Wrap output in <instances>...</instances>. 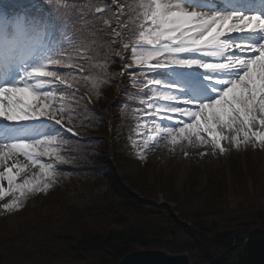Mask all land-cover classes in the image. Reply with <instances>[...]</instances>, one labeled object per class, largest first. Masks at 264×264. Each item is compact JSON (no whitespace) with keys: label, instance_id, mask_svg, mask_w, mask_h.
Instances as JSON below:
<instances>
[{"label":"snow or ice","instance_id":"snow-or-ice-1","mask_svg":"<svg viewBox=\"0 0 264 264\" xmlns=\"http://www.w3.org/2000/svg\"><path fill=\"white\" fill-rule=\"evenodd\" d=\"M73 7L0 0V201L12 197L4 212L57 182L56 165L71 162L64 122L88 103L85 92L117 75L115 57L141 106L142 139L129 137L139 159L155 147L185 157L264 149V0H87L76 17L85 27L70 35ZM21 157L38 171L26 174Z\"/></svg>","mask_w":264,"mask_h":264},{"label":"trees","instance_id":"trees-1","mask_svg":"<svg viewBox=\"0 0 264 264\" xmlns=\"http://www.w3.org/2000/svg\"><path fill=\"white\" fill-rule=\"evenodd\" d=\"M69 3L76 5L69 17L71 35L73 26L85 27L76 17L87 0ZM119 60L115 57L110 64V73L117 74L111 82L98 93L88 92L94 102L85 96L87 104L74 105L72 124L65 121L74 125L77 135L62 131L69 140L62 152L71 162L56 165L60 174L45 193L50 196H29L14 226L0 218V264H117L142 249L188 253L193 264H207L242 243L241 230L264 228V206L259 203L250 201L232 213L225 211L229 207L219 202L218 194L201 205L159 204L151 184L135 182L126 172L127 165H138L129 137L142 139L135 129L142 113L136 112L138 100L131 99L137 94L132 81L119 75ZM233 167L238 172L241 165ZM157 180L160 193L174 191L164 176ZM38 201H44L42 207ZM222 211L230 217L227 224L218 223ZM214 264H264V232L253 234L247 246L230 249Z\"/></svg>","mask_w":264,"mask_h":264},{"label":"rangeland","instance_id":"rangeland-1","mask_svg":"<svg viewBox=\"0 0 264 264\" xmlns=\"http://www.w3.org/2000/svg\"><path fill=\"white\" fill-rule=\"evenodd\" d=\"M39 123V121L35 122L37 126ZM145 130H147L144 133L145 136L151 134L149 128H145ZM204 150L188 149L189 155L185 157L179 150L172 153L166 148L155 147L154 150L146 152V159L138 158L136 160L137 167L130 164L132 166L130 168L131 166L127 165L126 172L129 170L132 173L135 182L140 179L145 183L147 181L148 185L151 184V192L153 191V194L157 196L155 201L159 204L175 207L177 203L201 205L210 200L213 194H218L219 202L229 207L228 210H225L229 213L242 210L241 208L248 206L250 201L264 206V149L254 148L249 144L247 148L233 149L223 155L218 152L213 155L209 150L208 155L200 157L198 153ZM20 163L28 165L25 170L28 175L38 171V168H33L31 163L23 157L20 158ZM233 163L241 165L238 172H235ZM23 175L24 173H22ZM240 175L242 176L239 177ZM161 176H164L167 182L172 184L174 190L172 193L171 191L160 193L156 189L154 183ZM212 182L219 183V186H217L218 184L214 186ZM48 196L50 195L42 192L37 200H46ZM11 199L12 197L8 196L4 201H0V204L9 202ZM43 202L36 203L42 207ZM21 214L22 211L6 213L0 209V218L12 226L20 220ZM226 215L227 213L224 214L222 211V216L218 219L219 224L229 223L230 217ZM241 219L244 217L242 216ZM243 231L245 230H241L239 233ZM62 264H66V262Z\"/></svg>","mask_w":264,"mask_h":264},{"label":"water","instance_id":"water-1","mask_svg":"<svg viewBox=\"0 0 264 264\" xmlns=\"http://www.w3.org/2000/svg\"><path fill=\"white\" fill-rule=\"evenodd\" d=\"M264 232V228L246 230L240 233L242 243L234 244L225 252L214 258L207 264H214L222 258L230 249L238 246L244 248L249 243L253 234ZM117 264H192L191 258L187 253L171 254L165 250L142 249L135 250L126 254Z\"/></svg>","mask_w":264,"mask_h":264}]
</instances>
